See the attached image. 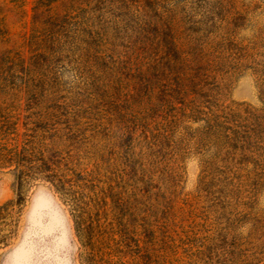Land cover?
<instances>
[{
    "label": "rangeland",
    "instance_id": "1",
    "mask_svg": "<svg viewBox=\"0 0 264 264\" xmlns=\"http://www.w3.org/2000/svg\"><path fill=\"white\" fill-rule=\"evenodd\" d=\"M3 206L0 264H264V0H0Z\"/></svg>",
    "mask_w": 264,
    "mask_h": 264
},
{
    "label": "trees",
    "instance_id": "2",
    "mask_svg": "<svg viewBox=\"0 0 264 264\" xmlns=\"http://www.w3.org/2000/svg\"><path fill=\"white\" fill-rule=\"evenodd\" d=\"M22 199H23V198H22L21 194L19 193V194H18V198H17V200L15 201V203H16V204H21ZM7 207H8V206L0 207V210L5 211V210L7 209Z\"/></svg>",
    "mask_w": 264,
    "mask_h": 264
}]
</instances>
